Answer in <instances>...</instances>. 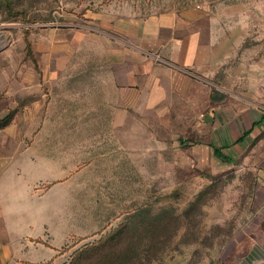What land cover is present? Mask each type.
Returning a JSON list of instances; mask_svg holds the SVG:
<instances>
[{
  "label": "rangeland",
  "instance_id": "rangeland-1",
  "mask_svg": "<svg viewBox=\"0 0 264 264\" xmlns=\"http://www.w3.org/2000/svg\"><path fill=\"white\" fill-rule=\"evenodd\" d=\"M101 1L25 0L24 20L10 17L0 0V118L10 114L0 127V154L28 148L27 154L44 158L31 169V181L66 178L65 197L53 188L43 198L66 199V244L58 251L66 250L54 264L68 263L76 249L99 238L97 231L124 221L134 241L142 237L141 249L154 246L145 264H255L263 257L258 247L264 239V199L254 195L264 146L253 147L249 159L237 156L211 171L193 164L184 144L203 142L190 135L198 127L186 122L190 118L166 126H118L120 138L133 131L135 139L113 140L118 144L112 146L106 138L84 139L114 130L109 122L95 123V107L79 96L85 95L80 85H93L102 63L94 14L111 3L132 4L142 16L198 6L218 19L223 60L212 78L192 77L199 114L237 100L244 87L249 95H264V0ZM25 32L36 66L25 49ZM73 236L88 238L67 249ZM139 252L123 264H138Z\"/></svg>",
  "mask_w": 264,
  "mask_h": 264
},
{
  "label": "crops",
  "instance_id": "crops-1",
  "mask_svg": "<svg viewBox=\"0 0 264 264\" xmlns=\"http://www.w3.org/2000/svg\"><path fill=\"white\" fill-rule=\"evenodd\" d=\"M94 15L95 43L100 50L97 59L102 63L94 74V84L80 85V94L84 88L85 95L79 98L92 102L95 123L109 122L114 130L136 122L166 126L190 118L186 122L198 126L191 128L190 135L203 137V142L184 144L189 145L193 164L211 171L228 163L216 158L213 149H219L231 162L237 156L249 159L253 147L264 146L263 93L252 96L244 87L242 94L234 96L237 100L229 99L203 114L194 110L199 97L192 77L212 78L224 57V33L218 19L206 9L195 6L142 16L132 4L111 3L101 5ZM149 136L155 137V133L149 132ZM105 138L111 146L118 144L113 140L135 139L133 131L123 138L115 130L84 136L89 140ZM181 142L172 148L179 150ZM130 148L127 143L126 149ZM29 151L22 148L19 154L9 150L0 154V264H46L50 260L54 264L60 259L58 249L66 244V199H43L53 188L65 197L66 178L31 181V169L44 158L31 155L32 151L27 154ZM254 199H264L261 168ZM37 239L44 244L35 242ZM259 244L263 257L255 264H264V239Z\"/></svg>",
  "mask_w": 264,
  "mask_h": 264
},
{
  "label": "trees",
  "instance_id": "trees-1",
  "mask_svg": "<svg viewBox=\"0 0 264 264\" xmlns=\"http://www.w3.org/2000/svg\"><path fill=\"white\" fill-rule=\"evenodd\" d=\"M25 0H4L3 3L7 6L8 14L10 17H18L20 19H26V12L20 8ZM82 1V0H79ZM93 1V0H91ZM108 1L102 0L101 4H106ZM23 41L25 43V49L28 54V57L36 66V61L31 53L30 43L27 39V32L23 34ZM10 121V114L5 115L0 119V127H4ZM213 155L220 159L221 161L227 162L228 158L219 150L213 149ZM130 223L124 221L117 225L115 228H111L109 231L102 233V231H97L95 234L99 235V238L92 241L91 243H86L82 247L76 249L70 256L68 263L66 264H123L128 260H133L134 255L138 254L139 250H144L142 253L143 257L140 255L137 256L138 264H145L149 260V256L153 254V248L141 249V243L143 242L142 237L134 241L130 233L131 229L129 228ZM142 226V225H141ZM154 228H158L157 225H153ZM162 228V227H161ZM137 230V229H135ZM134 230V231H135ZM152 239L155 238V235L151 234ZM157 237V236H156ZM88 238L84 237H72V243L67 249L71 246H74L81 241ZM156 239V238H155ZM37 243L44 244L41 240H35ZM154 243V242H153ZM65 249L58 251V254H61ZM143 260V262H141ZM50 260L46 264H51Z\"/></svg>",
  "mask_w": 264,
  "mask_h": 264
}]
</instances>
